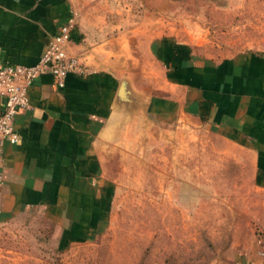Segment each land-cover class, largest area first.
I'll return each mask as SVG.
<instances>
[{
    "label": "crops",
    "instance_id": "obj_1",
    "mask_svg": "<svg viewBox=\"0 0 264 264\" xmlns=\"http://www.w3.org/2000/svg\"><path fill=\"white\" fill-rule=\"evenodd\" d=\"M183 1H125L118 15L121 0H0L2 63L34 64L76 7L67 50L86 67L67 73L61 87L49 73L29 87L30 106L14 119L19 140L2 146L0 231L34 216L59 248L94 240L111 215L116 157L136 147L149 121L200 123L250 156L264 189V55L213 60L173 33L143 29Z\"/></svg>",
    "mask_w": 264,
    "mask_h": 264
},
{
    "label": "rangeland",
    "instance_id": "obj_2",
    "mask_svg": "<svg viewBox=\"0 0 264 264\" xmlns=\"http://www.w3.org/2000/svg\"><path fill=\"white\" fill-rule=\"evenodd\" d=\"M129 12L140 20V7ZM156 15L145 31L173 33L200 56L264 55V0H186ZM116 158L111 215L98 237L59 248L50 226L23 217L0 231V264L264 263V189L246 152L186 119L149 121Z\"/></svg>",
    "mask_w": 264,
    "mask_h": 264
},
{
    "label": "built area",
    "instance_id": "obj_3",
    "mask_svg": "<svg viewBox=\"0 0 264 264\" xmlns=\"http://www.w3.org/2000/svg\"><path fill=\"white\" fill-rule=\"evenodd\" d=\"M75 28L76 14L72 10L71 17L51 36L45 51L34 64H5L0 61V159L3 144L19 140L14 119L29 108L28 89L34 80L40 74L49 73L53 86L61 87L67 73L82 74L86 71L80 58L67 50Z\"/></svg>",
    "mask_w": 264,
    "mask_h": 264
},
{
    "label": "water",
    "instance_id": "obj_4",
    "mask_svg": "<svg viewBox=\"0 0 264 264\" xmlns=\"http://www.w3.org/2000/svg\"><path fill=\"white\" fill-rule=\"evenodd\" d=\"M126 91H129L128 82L123 80L118 93L119 97L123 98Z\"/></svg>",
    "mask_w": 264,
    "mask_h": 264
}]
</instances>
